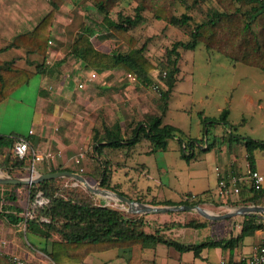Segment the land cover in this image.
<instances>
[{
    "label": "trees",
    "instance_id": "1",
    "mask_svg": "<svg viewBox=\"0 0 264 264\" xmlns=\"http://www.w3.org/2000/svg\"><path fill=\"white\" fill-rule=\"evenodd\" d=\"M64 1L48 0L50 8L36 25L31 30L17 34L11 40L10 45L23 47L27 52L39 54L43 59L33 69L20 66L13 60L0 59V101L46 67L45 55L55 12ZM89 1L101 15L99 22L101 30L127 44L129 50L110 53L98 49L91 40L93 27L84 20L74 33L69 48L70 53L78 57L86 68L102 72L120 67L140 85L151 86L154 84V79L134 56V53H143L146 42L137 46L138 40L131 32V28L142 21L144 16L149 15L153 19L164 21L167 25L185 29L187 37L173 42L170 51L174 57L170 66H167V70L160 71H165V75L161 73L160 77V81L165 86L160 90L162 112L149 115L144 124L138 121L127 137H124L119 124H112L103 114L96 116L91 128L89 147L84 154L87 171L82 172V175L89 182L99 181V185L103 188L150 204H201L205 197L212 199V192L207 190L199 194L193 193L194 197L180 199L177 202L158 198L145 201L122 191L121 182L113 181L112 177L114 172L124 168L119 159L126 158L131 148L143 138L149 142V150L152 151L165 149L168 140L176 136L181 155L190 158L185 152V147L181 145L190 138L186 137L180 128L165 123L162 119L169 92L177 79L176 62L180 56L179 49H193L201 43L205 48L221 53L232 62H241L264 70V0H204L210 2V5L202 11L203 18L199 20H195L190 13L178 11L177 5L180 3L185 9H189L194 4L198 5L200 0H191V2L127 0L134 3V15H124L122 18H114L112 11L124 0ZM228 113L229 109L224 107L217 116H202L203 122L208 120L206 131L209 132L210 127L217 122L234 127V124L229 123L227 119ZM19 136L21 135L17 133L0 134V166L24 170L32 164L30 151L24 157H18L12 151L13 143ZM242 141L248 165L254 169L253 152L255 149H264V138L243 137ZM212 144H208L207 147ZM46 161L48 164L42 172L63 169L74 171L68 166L54 163L51 159ZM34 168L37 169L35 166ZM73 182L71 178L58 176L30 184L11 183L8 188L0 183V215L10 223L22 225L24 210L16 204V200L21 196L18 189L25 191L29 201V215L25 218L23 233L40 237L44 244L41 249L55 264H83L90 253L113 248L120 251L117 255L124 258L125 264H142L143 251L159 242L172 245L179 250L192 249L195 254H198L203 247L216 245L232 250L244 237L252 236L258 229L264 231V219L257 213H251L242 215L239 232L236 235L209 237L197 243H183L160 231L159 228L146 230L144 217L147 213L119 210L107 204L106 199L97 197L90 190ZM132 185L136 189L134 182ZM238 185L239 191L234 193L233 198L227 199V203L264 205L262 186L255 188L246 182H238ZM38 192L47 199L46 202L36 201ZM213 201L222 202L215 199ZM208 221L210 219L205 217L202 220L196 218L187 221L171 220L165 222L164 226L165 229L199 228L206 226ZM261 244L264 245V242ZM0 264L14 263L7 254L0 252Z\"/></svg>",
    "mask_w": 264,
    "mask_h": 264
},
{
    "label": "crops",
    "instance_id": "2",
    "mask_svg": "<svg viewBox=\"0 0 264 264\" xmlns=\"http://www.w3.org/2000/svg\"><path fill=\"white\" fill-rule=\"evenodd\" d=\"M125 5L134 6L133 3L124 0L113 9L112 16L122 18L124 15H129L121 12ZM49 8L48 0H0V59L13 60L20 66L30 69L42 61L43 57L39 54L27 52L23 47L10 45V42L17 34L31 30ZM115 11L117 15H115ZM84 20L93 27L91 40L98 49L110 53L117 52L109 46L112 36L105 30H101L99 25L101 15L93 8L90 1L83 3L81 0H65L55 12L45 55L46 67L43 71L33 75L27 83L20 85L17 88V90H22L20 93L12 92L0 101V134L17 133L25 136L33 144L40 145L43 150L60 149L61 156L51 159L54 163L58 160L61 164H67L71 161L72 156L78 153L81 144L78 138L80 136L84 138L90 134L94 123L93 119L99 110L112 124L120 125L124 137L130 135L138 121H142L144 124L149 115L160 114L157 102H155L157 105L155 108L151 101L147 105L148 100L140 99L139 93L144 86L140 85L123 68L116 67L107 71H96L94 78H89L93 69L86 68L78 57L70 53L69 48L74 33ZM33 55L39 56V60L36 61L37 58H32ZM137 58L154 79L156 77L155 70L153 67L150 69L145 55L142 53L141 57ZM19 59L24 60L25 65L21 64ZM55 68L56 71L53 74L52 70ZM80 82L83 83L81 87L78 86ZM49 85H51V89ZM27 89H31V93L26 95ZM106 89H110V91L118 89L123 95V100L115 98L107 102L105 98H102V91ZM247 98L249 101L252 100L250 96ZM204 115L209 116L203 109H199L193 130H184L178 123L165 122L177 126L185 133L186 137L190 138L187 142L181 143L190 158L183 157L179 151L180 158L176 160L177 167L184 169L186 180H160V184H163L165 188L163 195L152 193V188L148 185L146 187L147 197L142 198L143 200L150 201L158 198L177 202L184 199L189 193L199 194L209 190L212 192V199L205 197L202 203L208 204L212 209L222 208V210H215V213H223L236 206L227 203V199L233 198L234 194L219 193L216 167L226 178L230 175L243 178L249 165L242 139L250 136L233 133V127L222 122L214 123L210 127V131L207 132L205 126L208 120L203 122L201 119ZM41 121H45L46 125H41ZM53 125H58L59 128L55 131ZM29 129H32L31 133H29ZM172 139L179 149L180 144L176 136ZM142 141L147 142V146L137 148V145ZM211 143L213 144L207 147ZM138 149L150 152L149 142L143 138L131 148L130 154L126 158L120 160L124 170L127 167V161ZM263 154L264 149H255L253 159L254 167L264 175V167L261 164ZM36 164L38 165L36 166ZM46 164L48 162L45 158L36 161L34 163L37 168H34L35 171L42 172ZM140 167L144 169L145 163H141ZM17 170L20 171L19 168L0 166V176L20 177L13 175V172ZM241 182L246 181L241 180ZM2 184L8 188L11 183ZM156 186L157 184H155V188ZM262 187L264 189V182ZM213 199L222 202L217 203ZM208 210L214 212L211 209ZM242 215L235 214L211 220H230V229L226 235L222 236L236 235L239 232ZM169 230L172 231L174 228ZM22 235L25 236L22 225L10 223L0 215V252L19 253L28 264L50 260L41 249L43 241L40 237L32 234L34 240L25 242ZM1 240H5V244ZM263 242L264 231L262 229L256 230L252 236L244 237L232 250L216 245L203 247L198 254H195L192 249L179 250L172 245L159 242L152 247L154 253L148 260L144 258V251L147 248L143 251L142 264H219L221 256L226 257L228 264H240L244 263L245 258L250 255L253 245ZM159 244L165 245L162 250L164 252L161 254L158 251ZM109 251L110 249L93 252L96 256L90 253L83 264H125L124 258L117 255L119 250ZM241 257L243 258L241 259Z\"/></svg>",
    "mask_w": 264,
    "mask_h": 264
},
{
    "label": "rangeland",
    "instance_id": "3",
    "mask_svg": "<svg viewBox=\"0 0 264 264\" xmlns=\"http://www.w3.org/2000/svg\"><path fill=\"white\" fill-rule=\"evenodd\" d=\"M85 1L89 0H81L83 3ZM188 1L191 2V0ZM209 5L210 2L200 0L198 5L194 4L193 7L189 9H185L180 3H178L177 6L178 11L190 13L195 20H199L203 18L202 11ZM122 11L125 12L124 14L134 15L132 5H125L121 12ZM115 15H117L116 11ZM120 15H123V13H120ZM131 32L137 37V46L146 42V48L143 54L149 62L150 69L153 67L156 74L154 84L151 86H144L143 90L139 93L140 99L148 100L147 105L151 101V104H154H152V106L155 108H157L155 103L157 102L160 110L159 112H162L160 90L165 86L160 81L161 73L163 74V72L160 71L167 70V66H170L171 59L174 57L170 48L174 41L187 37L186 30L167 25L162 20L153 19L149 15H146L142 21L131 28ZM111 40L109 46H111L113 51L126 52L129 50L127 44L120 41L118 38L112 37ZM179 52L180 56L176 62L179 68L176 75L177 79L169 92L163 121L178 123L184 130H193L196 125L199 109H203L209 117H214L217 116L222 108L227 107L229 109L227 119L229 123L234 124L232 128L233 133H241L254 139H263L264 70L241 62H232L221 53L205 48L201 43L197 44L193 49L180 48ZM134 55L141 57L139 53H134ZM32 58H37L36 61L39 60V56L37 55H33ZM19 62L25 65L24 60L19 59ZM55 71L56 68L52 70V73L54 74ZM93 83L95 84V82ZM50 87L51 85H49V88ZM21 91L22 90L16 89L13 92L17 94V92L20 93ZM26 92V95L31 93V89H27ZM102 93V98H105L107 102L115 98H117V100H123V95L118 89H112L111 91L110 89H106L103 90ZM247 96H250L252 100L249 101ZM127 105L129 104L127 103ZM101 112L102 111L99 110L95 117L99 114H103ZM103 115L106 116L105 114ZM41 125H46V122L41 121ZM53 128L56 131L59 126L53 125ZM89 137L90 134L84 138L81 136L78 138L81 143L78 153L72 156L69 163L63 165L81 174L87 171L84 154L89 147ZM147 144V142L142 141L137 145V148L140 149V146L146 147ZM139 149L137 152L133 153L132 158L127 161L126 171L124 169H119L114 172L112 179L113 181L121 182L122 191L130 193L134 198H145L147 197L146 187L149 185L152 188V193L163 195L165 188L163 184H160V180H186L184 169L177 167L176 160L180 158L179 149L172 138L168 140L165 149H156L150 152L140 151ZM57 150L60 149L54 148V152ZM80 154H82V157ZM76 157H79L78 163L74 161ZM261 159V164L264 167V154ZM55 163L61 164L58 160H56ZM141 163H145L144 169L140 167ZM37 165L38 164H36V166ZM29 171L30 169L28 167L24 168V170L20 169V171H14L13 175L20 177L27 176ZM2 174L5 175V173ZM95 182L90 183L93 184ZM133 182L137 186L136 189L135 186L132 185ZM65 183L68 182L65 181ZM78 184L82 185L81 183ZM155 184H157L156 188ZM18 192L21 196L17 198L16 204L23 207L25 211L29 208L28 196L22 189H18ZM111 202L113 205L118 206L117 203ZM200 205L214 212H216L215 210H222V208L212 209L205 203H201ZM144 218L146 220V230L159 228L160 231L182 242L197 243L209 237L226 235L231 225L230 220L213 221L210 219L206 227H175L172 231L165 229L164 223H168L171 220L187 221L191 218L202 220L203 216L198 214L195 210H179L155 214L149 213L145 214ZM22 237L25 242L34 240L33 235L29 233L25 236L22 235ZM158 246L159 253H163L164 251L162 250L165 248V245L159 244ZM113 251H116V249H110L109 252ZM153 253L154 248H147L144 251V258L148 260L153 256ZM92 255L96 256L94 253H92Z\"/></svg>",
    "mask_w": 264,
    "mask_h": 264
},
{
    "label": "water",
    "instance_id": "4",
    "mask_svg": "<svg viewBox=\"0 0 264 264\" xmlns=\"http://www.w3.org/2000/svg\"><path fill=\"white\" fill-rule=\"evenodd\" d=\"M58 176L71 178L75 183H81L86 189L90 190L97 197L106 199L107 204H110L119 210H124L132 213H163L168 211L195 210L198 214L207 219H221L235 214L245 215L251 213H257L261 218L264 219V205L259 204H240L234 206L229 211L223 213H215L208 210L207 208H204L199 203L156 205L138 201L128 197L127 195L121 194L108 188L101 187L99 185V181L92 184L81 173L68 169L49 172L35 171L32 175H28L26 177L0 176V183L30 184L33 182H38L44 179ZM111 201L117 203L118 206L113 205Z\"/></svg>",
    "mask_w": 264,
    "mask_h": 264
},
{
    "label": "built area",
    "instance_id": "5",
    "mask_svg": "<svg viewBox=\"0 0 264 264\" xmlns=\"http://www.w3.org/2000/svg\"><path fill=\"white\" fill-rule=\"evenodd\" d=\"M96 75V70H92L89 78L92 79ZM163 75H165V71H163ZM83 85L82 82L78 83V86L81 87ZM156 86V85H155ZM32 132V129H29V133ZM13 153L18 157H24L28 151L31 153L32 158V164L29 166V174L32 175L35 172L34 169V163L41 159H53V158H59L61 156V151H52L51 149L43 150L40 145L33 144L29 139H27L25 136L21 135L19 136L12 146ZM82 157V154H80ZM76 163L79 162V157H76L74 159ZM216 174H217V188L220 194L223 195H230L237 193L239 191V185L238 182H241V180L246 181L247 183L251 184L255 188H259L262 186L264 182V175L262 172H260L256 168H250L248 167L246 172L244 173L243 178H239L235 175H230L227 178L219 171L218 167H216ZM192 198L194 197V194L191 193L189 196H185V198ZM46 198L41 194V192H38L36 201L38 203H44L46 202ZM24 220L22 222V226L25 225V218L27 215H29L28 209H26L23 213ZM3 244H5V240H1ZM236 247V246H235ZM234 247V248H235ZM8 258L13 262L14 264H28L25 258H23L19 253H8ZM243 257H241L242 259ZM240 260V259H239ZM30 264H55L52 260H46L44 262H33ZM219 264H228L227 259L225 256H221L219 259ZM239 264V263H238ZM243 264H264V245L263 244H255L252 247L251 253L248 257L245 258V261Z\"/></svg>",
    "mask_w": 264,
    "mask_h": 264
}]
</instances>
